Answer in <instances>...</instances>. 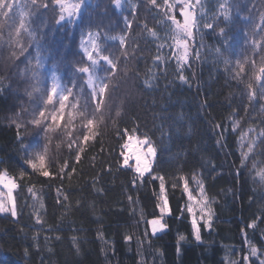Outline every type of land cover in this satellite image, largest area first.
I'll return each instance as SVG.
<instances>
[{
	"label": "trees",
	"instance_id": "1",
	"mask_svg": "<svg viewBox=\"0 0 264 264\" xmlns=\"http://www.w3.org/2000/svg\"><path fill=\"white\" fill-rule=\"evenodd\" d=\"M71 1L69 15L63 0H0V173L17 182L18 210L16 218L0 214V264H261L264 97L244 94L253 79L244 37L254 34L258 43L264 37V0H227V24L225 0H189L197 23L182 71L169 19L183 24L182 5ZM216 23L240 42L232 58L242 68L230 67L243 82L229 79L217 59ZM108 58L114 72L101 60ZM43 126L52 131L40 175L25 160L38 151L27 149ZM145 134L157 155L152 173L141 178L120 153L122 137ZM247 146L253 151L242 165ZM156 176L163 177V193ZM200 183L213 213L210 227L196 202ZM158 191L170 214L167 230L155 235L149 222L161 215Z\"/></svg>",
	"mask_w": 264,
	"mask_h": 264
},
{
	"label": "snow or ice",
	"instance_id": "2",
	"mask_svg": "<svg viewBox=\"0 0 264 264\" xmlns=\"http://www.w3.org/2000/svg\"><path fill=\"white\" fill-rule=\"evenodd\" d=\"M155 2L156 0H152L153 4H155ZM117 3H119V0H117ZM197 3L199 4V0H197ZM166 4L170 10H175L178 4L182 5V7H180V14L183 17H185V15H188L190 21L191 30H189V28L184 25V21L183 24H181L179 21L176 20L175 16L169 17L172 24L175 26V34L177 38V43L175 44V47L177 49H182L181 51L173 52L172 55L176 59L177 68L182 71L185 64H187L188 61L189 47L187 50H185L181 45L187 41H190L193 38V27L196 26L197 21L194 14L187 10L188 7L190 6L189 0H173L172 3H167L166 0ZM226 5H227V0H225L224 4L220 5V8L223 9V13L225 16V23L227 24L230 20V16L225 11ZM83 7H84L83 4L79 6V9L75 16V20L72 21L73 23H75L77 20L80 19ZM201 7H203V5H201ZM212 15H213V22L219 20V17L216 16L215 13H213ZM213 22H206L203 24V27L211 29L213 28ZM216 28H218L219 30V34H218L219 49L218 50L214 49L217 59L219 61H222L225 67V72L228 74L229 79L236 80L237 82H243L241 71H235L233 73V70L230 67V65L235 64L237 65L238 68H242L241 61L239 59L234 60L232 58L236 54V49L239 46L240 42L238 41L236 34H229V32L226 31L224 28L219 27L218 23H216ZM238 32L239 30L237 31V33ZM255 37L256 36L254 34H246L244 37V43L246 47L250 50V54L245 58L244 63L250 64L253 72L252 81L245 83V89H244V94L247 95L250 99L252 97H255L257 93L261 97H264V37L259 38L260 43L257 42V39ZM83 44L84 41L81 39L80 47L83 49V55H84L85 49L84 47H82ZM229 53H231V55H229ZM256 56H259V63H257L255 59ZM197 59H199V54H197ZM101 60L107 63V65L110 67L112 72L115 71L114 62H112L110 58L101 59ZM179 79L182 82L185 83L188 82V78L184 75H180ZM88 83L89 84L93 83L91 76L88 79ZM101 88L103 91L105 92L107 91V89H104L102 85ZM121 103H123V101H121ZM207 107L208 105L206 99L199 101V108L201 110L206 109ZM236 123L237 121L233 120V124ZM92 126L93 125H89L90 128ZM213 127L220 128L221 125L214 124ZM51 131L52 129L47 126L39 127V130L36 131L35 135L33 136L31 147L27 149V151H32V149H38V151L32 152V155L27 156L25 163L28 166H30L33 170L38 171L40 175H43V170L40 167L41 161H43L44 164L46 165L47 145H48V141L50 140ZM249 131H251V129H249ZM261 135L264 136V133H261ZM89 138H90L89 135L86 134L84 142H87ZM240 139L241 141H243L244 139L243 135H241ZM122 140L124 142L121 144L120 154L123 157V165L130 169L134 168L135 173H138L140 177L143 178L144 174L148 173L152 167V163L157 154V148L154 146L153 141L147 136V134H145L143 139H141L139 136L133 138L132 136L126 135L122 137ZM260 144L261 146H264V139L260 140ZM243 147H245V145L241 144L242 149ZM252 151L253 148L251 146H247V152L241 151L240 154H241L242 165L247 159L248 154L251 153ZM77 159H79L78 155H77ZM130 161H134V163H130ZM238 175H239V170H237V176ZM154 178L160 180V190L163 193L164 192L163 177L156 176ZM261 178L264 179V173L261 174ZM0 183H3L4 187L8 188V201H9V203H5L4 200L0 198V214L10 213L12 217H16L17 208L15 203L12 201V189L16 187V184L13 183L11 180H8L6 182L3 181L2 176H0ZM184 191L187 193L189 201L195 199L192 191H190L187 186V179H185ZM199 192L201 199L196 202L200 205L199 210L200 213H202L200 219L204 220V223L210 227L213 213L211 207L209 206V199L207 196L204 195V187L202 183H200ZM166 212L170 214V209L168 208V200L167 197L165 196L160 206L161 218H155L150 221L153 234L160 232L169 227L167 223L162 222L163 215ZM187 212L191 215V226H192L193 234L195 236V240L200 241L201 229L198 224L196 210L193 207L189 206L187 207ZM205 213H206V218L205 215H203ZM179 240L184 241L185 237L183 235H180ZM177 252H179V248H177ZM252 252L253 254H255L256 249L253 248ZM261 264H264V261H261Z\"/></svg>",
	"mask_w": 264,
	"mask_h": 264
},
{
	"label": "rangeland",
	"instance_id": "3",
	"mask_svg": "<svg viewBox=\"0 0 264 264\" xmlns=\"http://www.w3.org/2000/svg\"><path fill=\"white\" fill-rule=\"evenodd\" d=\"M63 5H64V9L67 11V13L69 14V15H71V13L73 12V10H74V7H75V5H74V3L71 1V0H63ZM188 11H190V12H192V10L188 7V9H187ZM193 13V12H192ZM182 20L184 21V24H186L188 27H191L190 26V21H189V18H188V15H185V17H183L182 16ZM185 50H187V44H186V42L185 43H183L182 45H181ZM182 49H177V51H181ZM133 138H135V137H133ZM141 139H143V138H141ZM157 155V154H156ZM155 159H156V157H155ZM155 159H154V161H153V163H152V167H151V169H150V171L148 172V173H145L144 174V176H147V175H149V174H151L152 173V171H153V165H154V163H155ZM130 163H134V161H130ZM138 174V173H137ZM139 175V174H138ZM0 176H2L3 177V181H8V180H11L13 183H15L16 184V187L14 188V189H12V201L15 203V205H16V198H15V193H16V190H17V182H16V180L11 176V175H9L8 173H6V172H1L0 173ZM140 176V175H139ZM143 176V177H144ZM0 198H2L3 200H4V202L5 203H9V201H8V188L7 187H4V185H3V183H0ZM163 198H164V196L162 195V193L160 192V191H158L157 192V199H158V202H159V207L161 206V204H162V202H163ZM16 208H17V205H16ZM169 208V207H168ZM2 214H10V213H2ZM17 215H18V210H17ZM169 214L166 212L164 215H163V218H162V222H164L165 223V217L166 216H168ZM17 217V216H16ZM16 217H14V218H16ZM156 218H161V215L159 216V217H156ZM153 219H155V218H153ZM152 220V219H151ZM150 220V221H151ZM150 223V222H149ZM150 229H151V231H152V226H151V223H150ZM167 230V228L166 229H164V230H162V231H160V232H157V233H155V235L156 234H161L162 232H165Z\"/></svg>",
	"mask_w": 264,
	"mask_h": 264
},
{
	"label": "bare ground",
	"instance_id": "4",
	"mask_svg": "<svg viewBox=\"0 0 264 264\" xmlns=\"http://www.w3.org/2000/svg\"><path fill=\"white\" fill-rule=\"evenodd\" d=\"M184 25H186V24H184ZM186 27H187V25H186ZM196 46V45H195Z\"/></svg>",
	"mask_w": 264,
	"mask_h": 264
}]
</instances>
